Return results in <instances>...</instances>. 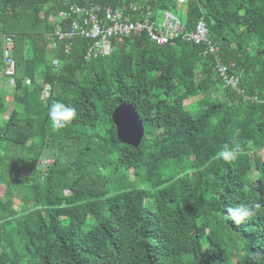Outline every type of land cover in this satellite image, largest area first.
Listing matches in <instances>:
<instances>
[{
	"label": "trees",
	"instance_id": "trees-1",
	"mask_svg": "<svg viewBox=\"0 0 264 264\" xmlns=\"http://www.w3.org/2000/svg\"><path fill=\"white\" fill-rule=\"evenodd\" d=\"M121 1L0 0V34L12 36L16 64L9 89L0 47V264H264V104L224 88L203 44L130 35L92 60L86 39L68 53L50 49L48 15ZM149 3L177 16L182 8L190 27L202 17L240 88L264 99V0ZM57 101L77 112L61 129L48 119ZM121 104L143 122L137 148L117 138L111 115ZM237 143L235 160L218 157ZM15 146L26 148V168L11 182ZM250 201L262 205L250 220L225 219Z\"/></svg>",
	"mask_w": 264,
	"mask_h": 264
},
{
	"label": "built area",
	"instance_id": "built-area-1",
	"mask_svg": "<svg viewBox=\"0 0 264 264\" xmlns=\"http://www.w3.org/2000/svg\"><path fill=\"white\" fill-rule=\"evenodd\" d=\"M187 0H176L177 6H182ZM48 22L53 25L52 43L50 49H62L68 53L76 38L88 40L86 59L92 60L105 57L113 51V40L130 35L146 34L156 44L173 45L180 40L185 43L203 44L202 58L211 57L215 79H219L224 88L237 91L245 101L264 104V99L248 96L240 88L241 74L233 62L224 63L219 53V47L209 41L208 29L202 17L191 27L169 10L157 12L149 0L127 2L122 0L118 5L103 7L87 2L85 5L71 4L60 9L55 14L48 15ZM0 47L3 54V74L8 78L7 87H15V59L13 56L14 40L10 35L0 34ZM53 71L58 72L60 63L53 58ZM50 87L43 85L41 98L47 99ZM5 119L9 113L6 112Z\"/></svg>",
	"mask_w": 264,
	"mask_h": 264
},
{
	"label": "clouds",
	"instance_id": "clouds-1",
	"mask_svg": "<svg viewBox=\"0 0 264 264\" xmlns=\"http://www.w3.org/2000/svg\"><path fill=\"white\" fill-rule=\"evenodd\" d=\"M77 116L76 109L74 107L65 105L62 102H54L51 104L48 110V119L51 126L54 129H61L66 127L70 122H72ZM239 130H236L234 135H238ZM241 145L239 143L232 147L225 144L221 151L218 153V157L225 162L233 161L237 158L238 154L241 152ZM262 205L254 201H250L246 204H240L236 207L229 208L228 215L225 219L232 221L235 225L239 226L242 223L250 220L255 212L260 211ZM259 256V254H256Z\"/></svg>",
	"mask_w": 264,
	"mask_h": 264
},
{
	"label": "water",
	"instance_id": "water-1",
	"mask_svg": "<svg viewBox=\"0 0 264 264\" xmlns=\"http://www.w3.org/2000/svg\"><path fill=\"white\" fill-rule=\"evenodd\" d=\"M118 140L134 148L139 147L144 137L145 129L135 108L130 104L118 105L112 115Z\"/></svg>",
	"mask_w": 264,
	"mask_h": 264
},
{
	"label": "rangeland",
	"instance_id": "rangeland-1",
	"mask_svg": "<svg viewBox=\"0 0 264 264\" xmlns=\"http://www.w3.org/2000/svg\"><path fill=\"white\" fill-rule=\"evenodd\" d=\"M180 10H182V8L179 9V11L177 12L178 16H181V11ZM0 84H2L1 81H0ZM5 117H6V115H4V118ZM10 150H11V155L9 157V162H11V164L9 166L8 165L6 166L7 167L6 178L9 179L12 182V181H14V178L18 177V179H19L25 173L24 171H25L26 166H23V165L20 166L19 165V163H20L19 162L20 161L19 159H21V157L23 156L24 151L26 150V148L16 147L15 146V147H11ZM44 159H45V160H43L44 161V164H43V161H41L42 162L41 163L42 165H46V164L52 162V160H49L47 158H44ZM256 174L257 173L255 171L254 172V175H256ZM1 194L2 193L0 192V195ZM14 206H15L16 209H19L21 207V200H20V198L17 197L14 200Z\"/></svg>",
	"mask_w": 264,
	"mask_h": 264
}]
</instances>
